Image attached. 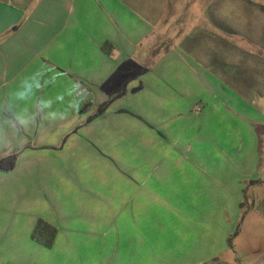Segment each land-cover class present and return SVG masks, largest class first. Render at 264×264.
I'll return each mask as SVG.
<instances>
[{"label": "crops", "instance_id": "1", "mask_svg": "<svg viewBox=\"0 0 264 264\" xmlns=\"http://www.w3.org/2000/svg\"><path fill=\"white\" fill-rule=\"evenodd\" d=\"M170 1L0 0V159L16 155L15 167L6 175L20 172L23 178L0 184V206H6L0 211V264H97L96 246L58 229L51 248L35 242L31 234L36 222L56 226L67 217L95 222L106 207L103 193L105 200L113 197L110 182L105 189L92 182L95 174L109 178L112 167H119L118 179L129 186L124 174H142L144 152H166L163 141L171 148L154 167L155 182L148 189L159 198L166 192L162 200L171 205L174 198L167 192L191 180V169L170 157L175 140L188 143L193 135L187 111L194 101L201 104L200 115L194 117H200L204 130L200 150L189 146L187 153L194 152L221 187L230 182L245 188L254 209L264 198L255 203L256 189H264V101L255 102L252 90L234 82L238 71L250 66L242 64L256 57H236L232 51L234 71L218 70L217 75L233 77V91L221 88L216 74L208 75L196 64L203 57L190 46L204 42L184 44L183 28L175 25L180 11ZM195 33L202 34L199 29ZM144 108L158 130L159 150L154 144L150 150L143 144L128 148L122 121L130 114L136 125L146 123L139 111ZM130 135V140L144 139L143 133ZM20 142L29 149L22 150ZM226 159L233 161L227 170ZM217 194L201 200L209 226L201 239L213 253L222 254L238 212L227 213L226 196ZM135 204L133 211L141 216L146 201L139 198ZM32 205L40 211H32ZM258 217L264 222L259 212ZM163 229L145 236L153 243L147 252L142 245H126L114 252L110 264H177L176 255L188 241L168 225ZM243 234L239 229L232 244ZM262 237L258 257L248 264H264Z\"/></svg>", "mask_w": 264, "mask_h": 264}, {"label": "rangeland", "instance_id": "2", "mask_svg": "<svg viewBox=\"0 0 264 264\" xmlns=\"http://www.w3.org/2000/svg\"><path fill=\"white\" fill-rule=\"evenodd\" d=\"M170 2L176 7L177 12L180 11L175 25L183 28L182 33L186 37L184 44H193L196 39H201L204 42L203 44L190 47H195L192 51L196 52L197 56L204 58L201 61H199L200 59L195 60L196 64L208 72V75H217L218 70L222 74L224 72L230 74L234 71V62L231 59L232 51L236 52V57L244 56L245 58L248 55L256 57V60L254 59L249 63L244 62L242 64L243 66L245 64L250 66L246 67V69L243 67L244 72L239 70V77L234 82L241 84L240 86L242 88L245 87L249 92L252 90L250 95L255 102H263L264 0H171ZM238 10L240 11V13L238 12L240 17L237 15ZM201 16L207 20L206 24L205 19L201 18ZM234 22L241 25L236 26ZM197 29L202 32L201 35L195 33ZM196 55L192 54L195 57ZM213 78L219 81L221 88L233 91L230 88L233 77L217 75V77L213 76ZM200 108L201 104L194 101L192 103V110L187 111V114L190 113V122L192 123L193 135L190 137V141L186 143L185 140L182 143L175 140V144L173 145L174 150L172 151L174 153L170 159L174 160L175 164L183 167V169H191V180L188 179L186 184L182 183L184 185L183 188L175 184L171 188L172 193L170 191L167 192L168 196H171L170 198H174L171 205L164 204L162 200V198H165L166 192H161V198L157 197L156 193H149L148 188L152 185V182H155V179L152 177L154 173L153 169L162 161L163 155L167 153L168 148H171V146L166 141H163L168 146L166 152L161 153L160 151L149 155L153 144V148L156 147L157 149L159 134L154 125L150 123L151 114L146 111L148 110L147 108H144L139 111L140 115L147 120V124L139 123L136 125L132 120L135 116L130 114L126 115V118L122 121V131L125 132L127 129V136H129L127 144L130 146L128 148L136 150L143 144L145 150H150H146L141 158L143 161V166H141L143 167V173L139 174L136 178H133L129 173L128 175L124 174L125 177L127 176L131 180V185L125 187L124 183L118 179V177L122 176L119 167H112L113 172L108 173L109 178L107 174L96 173L92 182H96L98 187L102 186L104 189L106 182H110L109 188L113 193H111L113 197L110 194V199L106 198L105 200L103 191L94 190L102 192V201L106 202V207L100 209L95 215L99 219H96L95 222H83L67 217V219L61 220L56 226L52 227L55 230L58 229V231H61V234H65L67 237L73 235L84 244L96 246L95 248L99 250L96 255L100 257L99 260L101 261L97 260V264H110L113 262L112 257L115 255L114 252L126 245L134 246L133 244H136L139 247L142 245L141 249L147 252V249L153 243L151 239H146L145 236L155 231H164L163 228H166L167 225L179 234L180 240L185 239L190 242L184 244L186 248L181 251L182 254H180L181 252L177 253V264H222L221 262L225 264H248V262L257 258L259 255L258 251L262 248L264 222L258 217V212L255 210L256 207L255 209L253 208L254 200L251 194L248 193L247 197H245V188H236L230 185V182L225 183V186L221 187L214 180L215 175L207 174V171L203 170L204 167L199 157H195L194 152L188 154V151H186L189 146L193 147V151L196 149L200 150L198 149L200 143L199 136L203 133L204 125L201 124L200 117L198 119L194 117L200 115ZM101 111L99 110V112ZM141 125L144 127L143 130H141ZM124 127L126 128L125 130ZM115 132L119 133L120 131L115 130ZM137 132L143 133L144 139L142 141L140 139L130 140L133 136L130 134ZM119 142L116 143L118 144ZM20 143L22 150L29 149L28 146L23 145L24 142ZM119 144L121 145L122 142ZM161 148L159 147L157 150ZM34 149L36 150V148ZM120 152L125 153L122 150ZM262 152L264 153V142ZM262 158L264 159V154H262ZM229 159L224 161L225 170L233 162ZM2 174L0 184L7 183L8 180L16 183L23 180L20 172L14 173L12 177H8L6 172ZM142 185L143 188H141ZM217 185L218 190L215 191ZM219 192H222L226 196L225 208L227 211H225L229 214L235 211L238 212V219L231 226L232 232L229 236L224 237L225 248L227 246L228 250L222 254L213 253L210 244L202 241L204 238V227L209 229V226H205V220H203L204 211L202 208H205V206L202 205L201 200L205 196L216 197ZM263 196L264 189H256L255 203ZM139 198H144L146 201L141 216H137L135 211H133L137 207L135 202ZM5 207L0 206V211H3L1 209ZM30 208L32 211H40L36 205H32ZM159 214L161 215L159 216ZM225 219L227 221V218ZM226 221L225 226L227 225ZM239 229L244 234L238 237L234 241V244H232Z\"/></svg>", "mask_w": 264, "mask_h": 264}, {"label": "trees", "instance_id": "3", "mask_svg": "<svg viewBox=\"0 0 264 264\" xmlns=\"http://www.w3.org/2000/svg\"><path fill=\"white\" fill-rule=\"evenodd\" d=\"M16 164V155H6L0 160V171L9 172L14 169ZM256 210L264 218V198L256 205ZM56 235V230L42 220H38L33 228L32 239L43 246L44 248H51ZM230 246V244H229Z\"/></svg>", "mask_w": 264, "mask_h": 264}, {"label": "snow or ice", "instance_id": "4", "mask_svg": "<svg viewBox=\"0 0 264 264\" xmlns=\"http://www.w3.org/2000/svg\"><path fill=\"white\" fill-rule=\"evenodd\" d=\"M50 71V70H49Z\"/></svg>", "mask_w": 264, "mask_h": 264}]
</instances>
